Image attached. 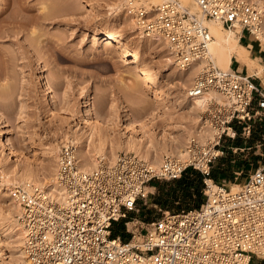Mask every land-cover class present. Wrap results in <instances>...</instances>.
I'll return each instance as SVG.
<instances>
[{"label": "built area", "instance_id": "obj_1", "mask_svg": "<svg viewBox=\"0 0 264 264\" xmlns=\"http://www.w3.org/2000/svg\"><path fill=\"white\" fill-rule=\"evenodd\" d=\"M119 6L139 34L159 35L177 68L195 71L187 97L219 95H208L203 111L212 138H189L182 155L164 154L158 167L120 152L89 170L78 163L76 146L65 142L54 172L60 197L38 183L9 188L27 264H264V163L241 182L243 170L233 171L231 180L213 173L229 151L251 148L246 139L264 121V84L254 72L216 65L206 24L214 20L236 31L246 46L256 41L262 52L264 9L252 0H119ZM189 170L200 175L199 203L162 211L129 231L127 240L121 229L113 234L120 221L128 225V214L155 180H175Z\"/></svg>", "mask_w": 264, "mask_h": 264}, {"label": "rangeland", "instance_id": "obj_2", "mask_svg": "<svg viewBox=\"0 0 264 264\" xmlns=\"http://www.w3.org/2000/svg\"><path fill=\"white\" fill-rule=\"evenodd\" d=\"M261 1L264 5V0ZM88 2H93L95 8ZM116 2L0 0V17H3L0 20V129L6 130L14 144L12 148L4 145L0 135V181L26 168L39 176L45 170L50 169L51 173L57 156L51 157L47 148L69 142L65 136L80 126L88 130L93 124L110 140L108 147L111 142L118 144L129 139L146 144L147 139L153 138L158 147L168 137L186 144V130L191 125L187 122V108L180 106L193 75L188 72L183 75L177 66L167 69L166 44L141 38L129 27V17L122 10L112 9ZM13 20L20 21L21 26H14ZM97 28L120 30L119 43L93 37ZM261 45L262 52L258 51L260 46L256 41L249 46V55L260 67L264 65V57L260 59L264 44ZM134 48L137 53L133 52ZM131 59L138 60L139 69ZM235 65L233 59L232 67ZM237 68L241 69L238 62ZM242 70H248L245 64ZM255 70L257 67L253 66L249 72ZM140 73L154 77L169 99L159 105L151 98V89L139 80ZM256 76L264 84L262 71ZM84 93L87 95L82 96ZM88 98L92 116L85 113ZM246 140L251 148L229 151L215 164V176L231 180L233 171L243 170L236 181L241 182L249 169L264 163V121L256 122ZM168 143L172 140L168 139ZM120 152L123 151L116 154ZM4 185L0 182V213L12 207L9 190L3 189L7 187ZM200 186L198 174L191 170L175 180H155L147 196L137 199L135 211L126 218L128 225L120 221L114 232L121 229L127 240L129 231L145 227L162 211H177L199 203L202 195L196 189ZM0 242L4 245L5 260H12L13 249L6 248L11 239L0 238Z\"/></svg>", "mask_w": 264, "mask_h": 264}, {"label": "bare ground", "instance_id": "obj_3", "mask_svg": "<svg viewBox=\"0 0 264 264\" xmlns=\"http://www.w3.org/2000/svg\"><path fill=\"white\" fill-rule=\"evenodd\" d=\"M82 2H85V0H81ZM158 1V0H154ZM187 2V0H184ZM257 2L263 9L264 5L262 4L261 0H252ZM88 5H90L91 8H95V5L93 2H88ZM113 10H121L119 6V0L112 6ZM45 15H47L45 13ZM44 16V15H43ZM127 17V15L125 16ZM98 18V14H97ZM15 19V18H13ZM0 20H3V17H0ZM14 26H21V22L18 20H13ZM102 23H104L102 21ZM206 24L209 27V30L213 36V38L210 41L208 50L209 53L212 55L216 65H218L220 68L228 69L230 68L231 61L234 59L236 62H242L247 66L248 71H251V68L253 66L257 67V70L254 71L256 75L260 74L263 66H257L256 61L251 58L249 55V46L244 45L243 43L239 42L238 40V34L236 31L232 29H226L223 28L220 23L214 21V20H207ZM129 27H132L133 30L136 31V27L134 25L133 20L129 17ZM138 33V32H137ZM122 32L120 30H105L103 28H97L93 31V37L99 36L101 41H112L116 40L119 43V37L121 36ZM141 38L147 37L143 34H140ZM148 40L152 41H162L159 35L154 34L150 37ZM259 40L261 41V44H264V31L263 33L259 34ZM163 42V41H162ZM253 44V41H250L249 45ZM61 47V46H60ZM60 51H64L63 48H60ZM134 53H137V48L133 49ZM167 69L169 67H176L173 64V61L169 55L165 57ZM130 62H132L134 67L139 69V64L137 59H131ZM255 63V64H254ZM259 65V63H258ZM179 69V68H177ZM181 73H190L191 75H195V71H188V70H179ZM140 81L143 82V86L151 89V98L158 101L159 105H162L164 101L169 99V95L163 93L160 88H158L156 84V80L154 77L149 75L148 73L146 75L140 73ZM189 81V80H188ZM182 84V82H181ZM87 94L84 93L82 96H86ZM209 96H215L219 98V95L216 92H209L208 94H204L202 96L189 98L185 96V101L182 102L181 107H186L188 111V121L191 125V128L186 130V137L191 138L193 136H198V138L205 142L209 138H212L213 131L210 129V127L206 124V121L203 117V111L205 110V101L207 97ZM86 100V99H85ZM91 101L86 100L85 104V113L88 115H93L91 110ZM186 111V110H185ZM202 113V115L200 114ZM186 118V119H187ZM130 122V121H129ZM89 124V123H88ZM131 124H133L131 122ZM81 127V126H80ZM80 127L79 129H75L74 132L71 130V134L65 136V140H68L69 142L78 144L75 145L78 147L77 151V159L78 163L84 170H89L94 167H96L100 160H103L105 162H111L113 159L117 156V151H123V152H133L135 155H139L143 157L145 160H147L152 167H158L160 165L162 156L164 154L168 153H176L177 155H182L185 144L184 141L177 140V138L174 137H168V139L172 140V143H168V139L165 138L163 143L158 144L157 147L153 141V139H147L146 144H143L141 142L134 140H125L123 143L114 144L111 142L110 147H108L109 141L108 138L105 137L102 133L98 132V130L95 129L92 125H89L88 130H82ZM185 128V127H184ZM184 132V131H183ZM0 135L1 140L4 139V145H8L9 148L14 147V144L10 140V138L6 135L5 129H0ZM171 136V135H170ZM150 138V137H149ZM152 138V137H151ZM179 141V143H177ZM186 141V140H185ZM143 142V141H142ZM171 142V141H170ZM60 145L58 143L53 144L49 146L47 149V153L50 154L51 157H56L57 154L60 151ZM91 147V148H90ZM86 150V152H85ZM86 155H85V153ZM53 167L51 165V168L53 171L49 173V171L45 172L43 176H39L35 171L32 169L26 168L23 171H15L12 175L7 176L3 179H1V183L5 184V188L7 191L9 190L10 185H28L31 183H38L45 185L49 192L53 195H57L58 197L61 196L62 191L61 188L56 184L54 179V172L56 168L55 161L52 162ZM50 168V167H49ZM47 169V168H46ZM48 170V169H47ZM232 188L236 189L237 183H232ZM8 193V192H7ZM9 194V193H8ZM12 207L9 208L6 212L0 213V238L5 239H11V243H7V250L13 249L11 251L10 255L12 260H5L7 256L3 253L4 245L2 242H0V264H27L26 258L24 256V253L21 248L22 240H23V227L21 223L18 221L17 215L19 213V206L15 203V201L11 200ZM15 249V250H14ZM5 257H4V256ZM10 257V258H11Z\"/></svg>", "mask_w": 264, "mask_h": 264}, {"label": "crops", "instance_id": "obj_4", "mask_svg": "<svg viewBox=\"0 0 264 264\" xmlns=\"http://www.w3.org/2000/svg\"><path fill=\"white\" fill-rule=\"evenodd\" d=\"M236 62V61H235ZM231 66H232V61H231V64H230ZM238 65L241 67V69H242V67L244 66V64L242 63V62H238ZM236 67H237V62H236V65H235ZM247 67V66H246ZM262 73L264 74V71H263V69H262ZM150 189H152V186H150L149 187Z\"/></svg>", "mask_w": 264, "mask_h": 264}, {"label": "trees", "instance_id": "obj_5", "mask_svg": "<svg viewBox=\"0 0 264 264\" xmlns=\"http://www.w3.org/2000/svg\"><path fill=\"white\" fill-rule=\"evenodd\" d=\"M185 174V173H184ZM198 174V173H197ZM183 177V175L180 177V178H182ZM198 179H199V181H200V175L198 174ZM200 185H201V183H200ZM198 186H199V183H198ZM197 186V187H198ZM201 187V186H200ZM196 190H198L199 192H200V188L199 189H196ZM113 234H116V232H114Z\"/></svg>", "mask_w": 264, "mask_h": 264}]
</instances>
